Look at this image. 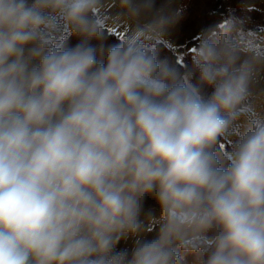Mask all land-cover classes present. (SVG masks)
Returning a JSON list of instances; mask_svg holds the SVG:
<instances>
[{
    "label": "clouds",
    "instance_id": "9594fccd",
    "mask_svg": "<svg viewBox=\"0 0 264 264\" xmlns=\"http://www.w3.org/2000/svg\"><path fill=\"white\" fill-rule=\"evenodd\" d=\"M97 4L0 0V264H264V118L218 150L244 115L251 64L211 38L193 57L196 84L135 35L99 58ZM58 20L78 43L48 38ZM149 197L158 229L118 250Z\"/></svg>",
    "mask_w": 264,
    "mask_h": 264
},
{
    "label": "rangeland",
    "instance_id": "374dc122",
    "mask_svg": "<svg viewBox=\"0 0 264 264\" xmlns=\"http://www.w3.org/2000/svg\"><path fill=\"white\" fill-rule=\"evenodd\" d=\"M262 1V3L254 4H251L252 2L245 3V6L255 5L263 13L258 20L261 29L259 31H237L230 41L238 52L240 61H248L253 68L247 104L242 106L244 115L224 133L225 138L232 143L236 142L250 128L253 120L264 118V0ZM181 3L182 0H157V8L160 10L157 15L133 18L122 8L121 0H98L95 12L102 25L118 34L125 41L135 35L143 47L152 45L156 39L176 46L182 45L186 41V38L179 31L178 12ZM159 15L167 17L168 22L166 24L160 23ZM220 23L221 20L215 17L197 31L196 35L200 38L199 45ZM63 30L62 20H58V27L49 36L59 37ZM199 45L195 47L196 50H198ZM159 216V206L155 200L149 197L144 204V211L140 218L141 232L136 236L122 239L120 244H127L132 248L137 238H151L159 227Z\"/></svg>",
    "mask_w": 264,
    "mask_h": 264
},
{
    "label": "trees",
    "instance_id": "16d2710c",
    "mask_svg": "<svg viewBox=\"0 0 264 264\" xmlns=\"http://www.w3.org/2000/svg\"><path fill=\"white\" fill-rule=\"evenodd\" d=\"M179 31L186 38L184 44L171 46L161 39H156L150 46L144 47L149 54L155 56L158 61L176 74L180 80H190L191 83H198V71L193 64V57L197 52L200 38L197 31L208 21L217 17L221 23L217 28L207 35L205 39L211 38L215 41H231L237 31H257L258 20L261 17L260 11L255 7L245 6L244 0H182L179 8ZM95 18L98 19L96 12ZM61 36H49L50 40L57 45L72 46L80 41V37L73 35L64 25ZM102 25V24H101ZM126 42L115 32L102 25L101 34L91 40L97 47L98 57L103 58L106 50L117 44ZM181 56V58H179ZM211 91L205 87L203 92L207 95ZM247 104V100L244 105ZM233 143L221 136L218 140V150L221 154L227 155L231 151ZM185 264H200L195 256H188Z\"/></svg>",
    "mask_w": 264,
    "mask_h": 264
},
{
    "label": "crops",
    "instance_id": "0c3cea01",
    "mask_svg": "<svg viewBox=\"0 0 264 264\" xmlns=\"http://www.w3.org/2000/svg\"><path fill=\"white\" fill-rule=\"evenodd\" d=\"M247 2H252L251 4H254V3H262L263 1L262 0H244V4L245 3H247ZM250 7H255V8H257L259 11H260V13H261V16H262V12H261V10L258 8V7H256L255 5H251ZM261 18V17H260ZM261 29V27H260V24H259V29H258V31ZM122 245H127V244H118V246L117 247H119V246H122ZM127 246H129V245H127ZM130 248V247H129ZM130 249H132V248H130Z\"/></svg>",
    "mask_w": 264,
    "mask_h": 264
},
{
    "label": "built area",
    "instance_id": "2783aa9c",
    "mask_svg": "<svg viewBox=\"0 0 264 264\" xmlns=\"http://www.w3.org/2000/svg\"><path fill=\"white\" fill-rule=\"evenodd\" d=\"M117 248H118V250L127 249L129 252L131 251V249L127 245H122V246H119Z\"/></svg>",
    "mask_w": 264,
    "mask_h": 264
}]
</instances>
